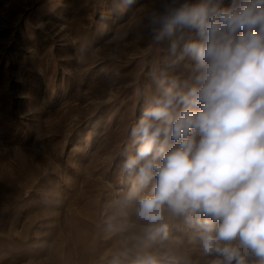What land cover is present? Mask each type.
Returning a JSON list of instances; mask_svg holds the SVG:
<instances>
[{"label":"rangeland","instance_id":"obj_1","mask_svg":"<svg viewBox=\"0 0 264 264\" xmlns=\"http://www.w3.org/2000/svg\"><path fill=\"white\" fill-rule=\"evenodd\" d=\"M158 4L0 0V264L223 260L202 254L198 226L170 218L165 238L126 200L131 126L195 63L172 54L178 34L156 41Z\"/></svg>","mask_w":264,"mask_h":264},{"label":"clouds","instance_id":"obj_2","mask_svg":"<svg viewBox=\"0 0 264 264\" xmlns=\"http://www.w3.org/2000/svg\"><path fill=\"white\" fill-rule=\"evenodd\" d=\"M150 25L195 63L131 126L126 200L139 197L137 217L165 238L170 218L198 226L202 254L223 257L212 264H264V0H159Z\"/></svg>","mask_w":264,"mask_h":264}]
</instances>
